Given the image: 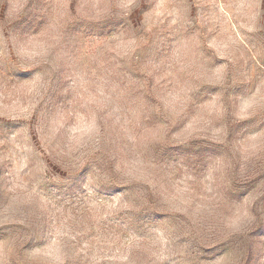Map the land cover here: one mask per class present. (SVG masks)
Returning <instances> with one entry per match:
<instances>
[{"label":"rangeland","instance_id":"obj_1","mask_svg":"<svg viewBox=\"0 0 264 264\" xmlns=\"http://www.w3.org/2000/svg\"><path fill=\"white\" fill-rule=\"evenodd\" d=\"M27 7L26 0H9V19L19 28L9 37L0 35V55L19 54L32 35L47 33L57 17L59 0H39L33 14L24 17ZM96 13L94 5L82 0L81 15L93 19ZM146 13L137 34L121 29L104 37L85 36L87 28L78 25L79 18H66L59 31L69 38L70 59L59 79L49 73L40 93V102L50 113V131L39 149L27 128L28 113L23 110L28 104L21 102L15 87L0 88V115L13 123L22 122L9 141L0 143V223H23L26 216L47 213L53 229L51 264H165L170 258L176 264H183L182 258L190 264H210L186 246L177 249L160 226L181 224L184 221L175 219L180 216L192 223L187 233L192 236L197 228L217 226L213 208L222 194L197 155L206 146L203 142L214 143L213 133L193 115L186 130L162 139L155 150L144 135L153 127L166 131L171 126L170 104L181 113L189 111L209 62L205 51L224 61L219 68L227 71L226 65H232L238 75L246 74L253 61L255 70H264L260 64L264 59V0H153ZM41 24L33 34L31 29ZM25 28L29 35L18 40ZM82 74L86 83L80 79ZM13 79L16 87H31L28 79ZM75 81L83 86L77 88ZM80 105H91L96 111L86 116ZM154 115L166 123L153 125ZM85 121L94 122L99 133L87 144ZM37 151L47 159L33 161L31 153ZM133 153L135 159H125ZM113 159L114 168L125 171L104 177L110 186L106 191L139 183L147 189L139 204L126 203L120 194L96 198L87 189L93 173H99L97 165L103 167ZM89 162H94L92 170L83 182L76 180ZM226 183L236 191L230 180ZM129 195L136 198L135 193ZM243 199L251 202L250 195ZM164 215L169 219L158 218ZM261 243L264 230L242 250L239 264H264ZM8 260L0 258L2 264Z\"/></svg>","mask_w":264,"mask_h":264},{"label":"snow or ice","instance_id":"obj_2","mask_svg":"<svg viewBox=\"0 0 264 264\" xmlns=\"http://www.w3.org/2000/svg\"><path fill=\"white\" fill-rule=\"evenodd\" d=\"M26 2L28 7L24 11V17L33 14L34 6L39 0ZM87 2L97 8L95 18L88 19L81 15L82 0H59L57 17L49 25L47 33L42 36L32 35L31 42L19 54L10 52L7 56L0 55V88L15 87L21 102L28 104V108L23 111L28 113L27 128L32 144L37 149L40 148L41 141L47 139L50 131V113L43 108L40 93L47 83L49 73H53L54 77L59 79L70 59L69 38L59 31L66 18H79L81 22L78 25L87 28L85 36L104 37L121 29L137 34V26L143 27L141 18L152 7L153 0L151 3H145V0H87ZM8 8L9 0H0V35L4 37H9L10 33L16 34L19 28L18 23L9 19ZM195 12L196 9L193 8V16ZM41 20L48 23L45 17ZM42 26L43 24L31 29V32L33 34L39 32ZM75 31L79 29L76 27ZM25 35H29L28 28L23 29L17 35V39L22 40ZM10 47L14 49L16 46ZM72 48L75 50V42ZM204 54L209 62L202 73L200 91L191 98L189 111L181 113L174 104H170L169 119L173 121L171 126L166 131L153 127L144 135V140L152 143L155 150L162 139L170 138L181 129H185L193 115L198 116L207 130L213 133L214 143L203 142L206 146L197 155L201 167L210 170L216 187L222 194L221 201L213 208L217 226L208 229L197 228L196 235L192 236L187 234L192 223L180 216L175 219L184 221L183 223L161 225L160 230L177 249L186 246L187 250L194 251L200 260H207L210 264H220L221 260L224 264H239L242 250L251 246L252 237L257 232L264 230V70H255L253 61L247 65L246 74L238 75L232 65H226L228 69L226 71L218 67L224 61L217 60L210 52L205 51ZM260 64L264 65V59L260 60ZM14 77L30 80L31 87L27 85L16 87ZM80 79L86 83L83 74ZM75 83L77 88L83 86L80 81ZM213 96H216L215 100H212ZM29 109L33 110L29 112ZM76 110L72 109L73 112ZM80 110L85 111L89 117L96 111L91 105H80ZM85 123L89 133L88 140L85 141L87 144L94 141L99 133L94 127V122ZM157 123L166 121H161L159 115H154L152 124ZM21 126L22 122L13 123L0 115V141H9L15 128ZM140 154L144 155L143 152ZM31 157L33 161L38 159L35 152L31 153ZM129 158L135 159L136 154L125 157ZM241 160L244 163H241ZM47 162L54 166L53 161ZM93 163L89 162L76 180L83 182L85 174L92 170ZM114 164L113 159L103 167L97 165L99 173L104 175L93 173V178L86 185L87 189L95 193L96 198L101 195L120 194L126 203L139 204L143 193L147 191L139 183L112 186L111 188L119 191H106L110 186L104 177L115 176L125 171L123 167L114 168ZM228 180L231 181L235 192L228 188L226 183ZM129 193H135L136 198H132ZM246 195L251 196L250 203L244 201ZM46 215L47 213L33 214L26 216L22 224L0 226V258L6 260L10 258L8 264H51L53 229ZM158 218L169 219L167 215ZM260 247L264 249V243H261ZM179 255L177 251V256ZM182 260L183 264H190L187 258ZM165 264H176L175 258L168 259Z\"/></svg>","mask_w":264,"mask_h":264},{"label":"clouds","instance_id":"obj_3","mask_svg":"<svg viewBox=\"0 0 264 264\" xmlns=\"http://www.w3.org/2000/svg\"><path fill=\"white\" fill-rule=\"evenodd\" d=\"M152 0H145V3H151ZM147 15V13H144L142 18H141V22L144 23V18L145 16ZM137 28L139 29V26H137ZM34 106V105H33ZM0 143H2V141H0ZM42 146V141H41V145ZM35 156L40 159V158H43L45 157V153L44 152H41V151H37L35 153ZM19 223H22V221H16V222H9V221H5L4 223H0V226H4V225H11V224H19ZM0 264H2V262H0Z\"/></svg>","mask_w":264,"mask_h":264}]
</instances>
